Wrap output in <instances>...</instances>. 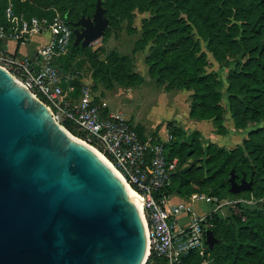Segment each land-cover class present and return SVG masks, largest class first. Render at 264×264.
<instances>
[{
	"label": "water",
	"instance_id": "1",
	"mask_svg": "<svg viewBox=\"0 0 264 264\" xmlns=\"http://www.w3.org/2000/svg\"><path fill=\"white\" fill-rule=\"evenodd\" d=\"M104 11L98 0L75 21V44L103 34ZM230 181L232 192L253 185L235 169ZM149 255L144 215L121 176L0 65V264H145Z\"/></svg>",
	"mask_w": 264,
	"mask_h": 264
},
{
	"label": "trees",
	"instance_id": "2",
	"mask_svg": "<svg viewBox=\"0 0 264 264\" xmlns=\"http://www.w3.org/2000/svg\"><path fill=\"white\" fill-rule=\"evenodd\" d=\"M73 1L78 8L75 19L81 14L94 13L97 0ZM163 1L180 8L193 30L185 33L183 27L172 26L161 34L149 57L152 74L163 82L167 81L166 88L192 89L190 115L213 119L219 133L228 131L224 123L228 111L236 127L246 128L252 123L264 122V0H231L233 16L240 22L228 25L222 20L220 9L214 7L216 0H156V3L162 5ZM8 2L0 0V23H5L9 30L10 21L5 13ZM13 7L18 14L42 15L35 12L33 0H15ZM64 15L72 25L74 19ZM196 36L207 41L217 60H224L228 53L242 54V59L227 75L229 107L222 103L223 82L214 72H203L200 68L194 55L196 48H200ZM74 37L73 33L70 45ZM4 47L0 40V48ZM114 54L118 59L117 53ZM110 61L113 64L115 59ZM65 124L73 128L71 121L67 120ZM136 129L144 135L143 125L137 124ZM171 131L176 136L167 146L170 155L179 157V164L170 183L163 189L165 193L172 194V189L183 198L201 191L212 195H233L230 176L235 169L238 180L243 176L248 180L254 178L250 190L258 194V204L264 207V125L249 129L242 143L231 148L215 141L204 144L200 130H195L190 138H186L180 128L174 127ZM79 135L85 137L82 131ZM191 158L199 163H188ZM239 205L243 208L240 213L233 211L224 220L215 211L207 215V220L212 222L210 228L218 236L217 242L214 248L207 244L203 254L192 250L184 257L183 264H194L211 254L217 256L216 264H264V209L261 206L246 207L241 202ZM224 227L227 228L226 235L222 234ZM150 260L154 264H167L165 257L155 253Z\"/></svg>",
	"mask_w": 264,
	"mask_h": 264
},
{
	"label": "rangeland",
	"instance_id": "3",
	"mask_svg": "<svg viewBox=\"0 0 264 264\" xmlns=\"http://www.w3.org/2000/svg\"><path fill=\"white\" fill-rule=\"evenodd\" d=\"M8 1L12 4L15 2V0ZM33 2L35 12L39 14L41 12L48 17L56 13L70 15L74 19L72 25L70 24L72 28L80 27L81 24H75L80 17L93 15L81 14L78 19H75L78 16V8L73 0H33ZM101 2L109 20L103 34L88 44H83L82 41L77 44L73 42L56 58L65 64L64 68L71 73V76H75L74 95H77L88 83L98 100L105 102L107 99L102 97H108L111 102L105 103L110 110L125 112L133 123L141 121L145 125L146 133L159 132L166 135L172 133L171 129L176 127L181 129L186 138H190L195 130H200L204 144L215 141L227 148L242 143L248 136L249 129L264 125L262 122L261 124L252 123L246 128L236 127L231 112L228 111L224 122L228 131L219 133L213 119L206 120L190 115L192 89L181 86L166 88L167 81L163 82L158 79V76L152 74L149 57L157 46L161 34L172 26L183 27L185 33L193 30L189 19L180 8L166 1L158 5L156 0H101ZM231 3V0H216L214 3V7L217 6L220 9L224 18L222 20L226 25L240 22L233 16ZM196 38L200 41V48H196L194 55L199 60L200 68L203 72H214L223 82L222 103L229 107L226 91L227 75L237 61L242 59V54L228 53L224 60H217L209 49L207 41L199 39L198 36ZM114 52L117 53L118 59ZM112 59H115L113 64L110 61ZM72 126L73 128L66 127L74 135L82 137L79 135L80 130ZM191 162L197 164L199 160L191 158L188 163ZM250 189L233 192L235 193L233 195H217L219 200L228 202L221 205L215 212L224 220L233 211L240 213V209L243 208L240 207L239 202L246 207L261 206L264 209L261 204H258V194ZM171 193L173 196H178V193L172 189ZM213 202V205L211 202H202L198 205V209L204 212L211 206L213 208L216 201ZM214 234L216 241L212 248L218 239L215 232ZM222 234H228L226 227ZM216 261L217 256L211 254L194 264H216Z\"/></svg>",
	"mask_w": 264,
	"mask_h": 264
},
{
	"label": "built area",
	"instance_id": "4",
	"mask_svg": "<svg viewBox=\"0 0 264 264\" xmlns=\"http://www.w3.org/2000/svg\"><path fill=\"white\" fill-rule=\"evenodd\" d=\"M5 13L10 26L8 30L5 23H0V37L22 41L32 32H50V39L30 52L0 48V65L43 98L65 126L69 120L82 131L83 139L103 152L139 194L149 239L150 255L145 264H154L150 260L153 253L165 257L167 264H183L192 250L205 253L206 232L212 225L207 215L228 201L203 191L173 200L172 194L164 192L179 164V157L170 155L167 146L174 134L142 136L125 112L110 110L93 95L88 83L73 94L75 76L56 60L72 42L74 31L66 15L18 14L12 3ZM213 201L215 206L207 211L196 207L198 202L213 205Z\"/></svg>",
	"mask_w": 264,
	"mask_h": 264
},
{
	"label": "crops",
	"instance_id": "5",
	"mask_svg": "<svg viewBox=\"0 0 264 264\" xmlns=\"http://www.w3.org/2000/svg\"><path fill=\"white\" fill-rule=\"evenodd\" d=\"M50 39V32L49 31H44V32H32L28 35V37L25 40L22 41H17L16 39H14L13 37H8V36H2L0 37V40L2 42V44L7 47L10 50H17L20 52H30L32 51L34 48H36L37 46H39L40 44L46 43L48 40ZM11 46H13V48H11ZM102 99H107V101L105 102H111L108 97H102ZM108 105V104H107ZM208 120V119H206ZM137 124H141L144 126L145 125L139 121ZM155 134H161V135H165L159 132H153ZM147 134H151V133H146V130L144 131V135ZM183 197L178 195V196H172L173 200H179L182 199ZM207 203V202H206ZM201 202H198L196 204V207L198 208V205H201ZM209 210V208L207 209ZM206 210V211H207Z\"/></svg>",
	"mask_w": 264,
	"mask_h": 264
},
{
	"label": "bare ground",
	"instance_id": "6",
	"mask_svg": "<svg viewBox=\"0 0 264 264\" xmlns=\"http://www.w3.org/2000/svg\"><path fill=\"white\" fill-rule=\"evenodd\" d=\"M92 147L114 168V170L121 176V178L124 180V182L127 184L130 192L134 196L135 200L137 201L141 211L143 208L142 199L139 196V194L136 192V190L125 180V178L121 175V173L117 170V168L114 166V164L107 158L106 155L103 154L98 148H96L94 145Z\"/></svg>",
	"mask_w": 264,
	"mask_h": 264
}]
</instances>
